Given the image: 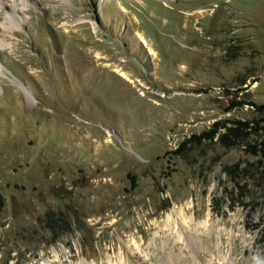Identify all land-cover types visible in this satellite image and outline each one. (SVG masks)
I'll list each match as a JSON object with an SVG mask.
<instances>
[{
    "label": "rangeland",
    "instance_id": "1",
    "mask_svg": "<svg viewBox=\"0 0 264 264\" xmlns=\"http://www.w3.org/2000/svg\"><path fill=\"white\" fill-rule=\"evenodd\" d=\"M2 3L0 264H264V0Z\"/></svg>",
    "mask_w": 264,
    "mask_h": 264
},
{
    "label": "trees",
    "instance_id": "2",
    "mask_svg": "<svg viewBox=\"0 0 264 264\" xmlns=\"http://www.w3.org/2000/svg\"><path fill=\"white\" fill-rule=\"evenodd\" d=\"M253 105H255V104H253ZM258 109H260V111L263 112L264 111V105L259 106ZM260 121H264V118ZM252 122L253 121L239 120V121H235L233 123L238 125V127H237L238 131H245L247 129H254V131L258 132L260 129L261 130L264 129L263 126H259L258 122H256V125H252ZM217 124H219V123H217ZM216 128H218V127H216ZM216 133H217L216 129H210L208 131H204L203 133H201L199 135L194 134L182 142V144L180 145V149L178 151L183 152L187 146H189L193 143L201 144L204 139L212 138ZM261 143L264 147V141H262ZM252 147L255 148L254 145ZM4 208H5V197H4L3 193L0 191V222H1V216H2V213L4 211Z\"/></svg>",
    "mask_w": 264,
    "mask_h": 264
},
{
    "label": "bare ground",
    "instance_id": "3",
    "mask_svg": "<svg viewBox=\"0 0 264 264\" xmlns=\"http://www.w3.org/2000/svg\"><path fill=\"white\" fill-rule=\"evenodd\" d=\"M2 1L3 0H0V9H1V6H2ZM9 22L11 23V24H13V25H18V22H17V20H16V18L14 17V15H13V13H11L10 14V18H9ZM4 24V23H3ZM4 26H6L5 24H4ZM145 42V41H144ZM4 41H3V39H1L0 38V47L2 46V45H4ZM180 219H181V223H183V225L184 224H188V223H190V221H192L193 220V218L192 217H187L184 213H183V211H181L180 212ZM208 223H209V221H205V222H202L201 224H203V225H205V226H207L208 225ZM185 226V225H184ZM183 228V227H182ZM207 228V227H206ZM174 229V228H173ZM179 232H181V231H179ZM177 233V232H176Z\"/></svg>",
    "mask_w": 264,
    "mask_h": 264
}]
</instances>
